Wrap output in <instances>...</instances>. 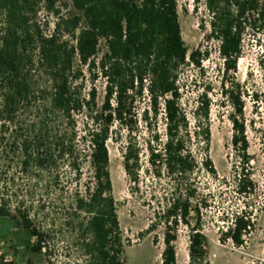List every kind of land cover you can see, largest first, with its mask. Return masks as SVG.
I'll return each mask as SVG.
<instances>
[{"label":"trees","instance_id":"trees-1","mask_svg":"<svg viewBox=\"0 0 264 264\" xmlns=\"http://www.w3.org/2000/svg\"><path fill=\"white\" fill-rule=\"evenodd\" d=\"M41 1L0 0V216L16 220L27 235L22 250L12 244L11 259L0 240V264H38L18 261L21 253L41 264L63 257L66 264H128L110 172L108 141L118 138L116 123L127 131L123 156L131 194L153 211L146 232L165 227L161 264H178L175 242L182 225L190 227V264H209L204 226L212 192L201 178L230 182L210 156L209 93L200 97L193 126L183 101L182 70H203L210 51H189L178 0H73L86 25L80 27L81 17L59 23L73 44L58 31L46 34L37 20ZM47 1L53 9L54 0ZM206 6L212 35L220 40L223 93L236 111L239 159L232 184L247 199L243 209L222 214L227 226L219 227L220 241L241 247L255 230L250 198L258 184L247 125L238 117L243 94L239 84L227 82L238 70L246 32L264 30V0H206ZM102 39L108 49L99 58ZM78 59L93 78H106L101 105L96 87L86 93ZM24 190L28 197L41 192L46 201L36 210L25 202ZM45 208L46 230L35 215Z\"/></svg>","mask_w":264,"mask_h":264},{"label":"rangeland","instance_id":"rangeland-1","mask_svg":"<svg viewBox=\"0 0 264 264\" xmlns=\"http://www.w3.org/2000/svg\"><path fill=\"white\" fill-rule=\"evenodd\" d=\"M178 4L182 34L189 51L199 47L210 51L209 57L203 62V70L195 65H187L182 70L180 82L183 101L193 126L195 124L193 113L200 97L203 93H209L212 99L210 156L220 177H226L230 182L225 184L207 174H203L201 178L207 193L212 192L211 209L206 213L204 226L208 238V261L209 264H264V30L259 33L246 32L238 70L234 78H228L227 82L228 84H239L243 94L244 113L237 115L247 125L251 167L258 184L256 193L250 198V210L254 211L256 221L255 230L251 236L246 238L244 246L237 247L232 241L225 244L220 241L222 233L219 227L227 226L222 220V214L241 210L247 202L246 197L239 194L232 184L234 166L239 159V152L233 145L232 117L236 115V111L223 93V80L226 78L224 77L223 58L220 56V40L212 35L210 23L212 17L206 6V0H178ZM39 5L37 20L46 34L58 31L64 35V39L72 44L76 43L72 36L65 34L64 26L59 27L62 19L73 17H81L80 27L86 25L83 13L74 6L73 0H54L53 9H50L47 0L46 2L42 0ZM57 10L60 11L59 14L55 12ZM107 49V43L102 39L98 57L101 58ZM76 65L83 67L79 59L76 60ZM83 69L85 70L83 82L86 93L96 87L98 101L101 105L106 94L107 80L101 74L93 78L94 74H91L86 66ZM210 87L211 90H209ZM140 105L143 107V104ZM113 130L114 136L118 138L108 141L111 156L110 172L113 181L112 195L116 200L126 248L124 259L128 264H161L165 247L163 240L165 227L161 226L156 232L150 234L146 232L153 219V211L145 205L144 200L131 194L123 156L127 131L119 123L113 126ZM69 185L72 191L76 189L75 182L70 181ZM35 192L36 190H34L33 197L25 196L26 190L21 192V195L28 205L35 203L37 210L38 202L42 201L41 199L46 201V195L42 196L41 192ZM37 214L35 215L42 223L39 226L46 230V208L38 209ZM189 233L190 227L180 226L175 242L178 264H190ZM155 236L159 238L157 244L154 243ZM0 240L4 247L3 251H11L12 254L8 256L11 259L14 253V250H11L12 244L19 245L22 250V245L27 242V235L16 220L0 216ZM29 258L41 264V259L31 254L21 253L17 256L20 262H25ZM68 261V257L67 259L63 257L55 261V264H66Z\"/></svg>","mask_w":264,"mask_h":264}]
</instances>
